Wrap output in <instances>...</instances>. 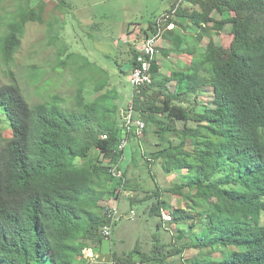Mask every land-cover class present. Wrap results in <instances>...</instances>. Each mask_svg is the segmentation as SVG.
Here are the masks:
<instances>
[{
  "label": "trees",
  "instance_id": "trees-1",
  "mask_svg": "<svg viewBox=\"0 0 264 264\" xmlns=\"http://www.w3.org/2000/svg\"><path fill=\"white\" fill-rule=\"evenodd\" d=\"M20 1L12 18L0 22V51L8 63L25 24L44 20L45 3ZM176 17L164 33L170 47L160 49L168 56L189 54L191 61L165 74L154 59L152 81L133 97L135 115L146 122L140 134L126 131L121 119L128 107L116 102V89L103 91L102 79H96L91 100L83 83L72 105L58 94L33 105L8 70L13 80L0 84V264H91L84 248L101 252L106 241L110 203L102 201L119 200L130 183L120 142L140 140L153 127L156 148L142 152L134 142L132 160L142 157L150 171L159 161L164 171L181 172L180 181L144 189L147 195L132 196L130 203L152 200L148 213L160 217L158 230L175 228L177 234L173 243L160 238L150 251L113 250L116 264H179L171 258L188 248L198 254L183 264H264V0H183ZM211 23L230 26L227 49L214 39ZM154 24L153 15L142 39ZM190 25L192 37L184 31ZM206 35L209 42L198 52ZM139 55L131 44V70ZM206 88L213 98L198 109ZM114 164L124 177L112 174ZM166 192L188 206H175ZM121 218L119 213L116 222Z\"/></svg>",
  "mask_w": 264,
  "mask_h": 264
},
{
  "label": "rangeland",
  "instance_id": "rangeland-1",
  "mask_svg": "<svg viewBox=\"0 0 264 264\" xmlns=\"http://www.w3.org/2000/svg\"><path fill=\"white\" fill-rule=\"evenodd\" d=\"M19 3L22 1L1 0L0 22H8ZM41 3L46 5L44 20L25 24L13 61L8 63L0 51V84L13 80H9L8 70H11L13 78L18 79L31 104L51 100L53 95L58 94L65 99L66 104L72 105L81 84L84 83L85 94L91 100L97 95L93 92L96 79H102L107 85L103 91L117 90L119 96L116 102L121 103L122 110L134 104L129 63L131 44L136 48L141 45L144 39L139 34L140 31L148 27L149 18L153 15L156 17L158 12L161 13L170 6V0H30L31 7H37ZM188 5L189 3H184V6ZM215 17L220 18L221 15L215 13ZM184 21L183 23L187 22ZM130 23L138 24L132 26ZM208 27L215 31L214 39L217 43L227 49L232 39L230 26L211 23ZM184 31L191 37L196 34L191 25ZM209 37L206 35L203 42L197 46L198 52L205 50ZM159 46L157 59L165 74H170L172 69H183L190 63L189 54L172 51L169 56L165 55L160 49L170 47L165 38L160 41ZM169 86L175 89L177 83L172 81ZM212 98L211 88H206L198 98V109H201L203 104L210 103ZM3 118L7 120L6 116ZM121 120L123 122V115ZM177 123L181 127L184 125L183 121ZM2 128L5 138L10 137V129L6 128V125ZM154 129H150L142 139L128 142L124 150L122 167L128 169L130 183L117 200L122 218L118 221L112 238L104 242L101 251L106 261L112 258L113 250L126 255L135 247L150 251L162 237L161 241L166 243L175 241L176 229L166 230L163 226L160 228L162 230H158L156 224L160 217L149 215L152 200L142 201L134 206L130 203L132 196L143 198L147 195L144 189L150 192L156 185L165 189L180 181L181 172H166L159 161L151 165L150 171L142 157H139L138 161L132 160L134 142L141 143L138 148L140 147L142 152L156 148L159 137ZM174 139L176 141L177 137ZM166 196L175 206H188L189 201L179 195L166 192ZM115 202L113 198L102 201L104 205ZM131 209L135 211L133 218L130 217ZM197 254V250L188 248L171 259L183 264L181 261ZM134 258L138 259V255Z\"/></svg>",
  "mask_w": 264,
  "mask_h": 264
},
{
  "label": "built area",
  "instance_id": "built-area-1",
  "mask_svg": "<svg viewBox=\"0 0 264 264\" xmlns=\"http://www.w3.org/2000/svg\"><path fill=\"white\" fill-rule=\"evenodd\" d=\"M183 0H178L174 6L169 9L159 13L155 17L154 30L142 41L141 45L137 47L140 51V55L137 58V64L133 67L130 74V81L133 87V95L141 93L142 89L152 81V65L159 51L160 41L164 38V33L167 29H172L175 26V22L172 21L177 15V10ZM125 126L127 132L135 131L140 134L146 127V122L142 117L135 115L134 105H130L126 111L123 113ZM107 135H104V138ZM128 143V139L124 138L120 142L119 149H125ZM111 172L118 178L124 177L122 168H119V164H114L111 168ZM106 212L108 213L109 222L106 223L102 230V235L106 240H110L113 235L114 227L116 221L119 219V202L116 201L114 204L106 207ZM134 211H132V216ZM170 218V216H167ZM84 257L91 264L93 263H106L116 264V262L111 258V260H105L102 257V253L98 251L93 245L86 246L83 250ZM102 257V258H101Z\"/></svg>",
  "mask_w": 264,
  "mask_h": 264
},
{
  "label": "crops",
  "instance_id": "crops-1",
  "mask_svg": "<svg viewBox=\"0 0 264 264\" xmlns=\"http://www.w3.org/2000/svg\"><path fill=\"white\" fill-rule=\"evenodd\" d=\"M178 0H170V6L169 7H167V8H165L164 10H167V9H169L174 3H176ZM164 10H162V11H164ZM158 13H160V12H158ZM157 14V13H156ZM179 19V18H178ZM131 24V23H130ZM132 26H134V25H132ZM127 28V25L125 26V29ZM160 63V62H159ZM162 67V66H161ZM161 71H162V68H161ZM163 72V71H162Z\"/></svg>",
  "mask_w": 264,
  "mask_h": 264
}]
</instances>
